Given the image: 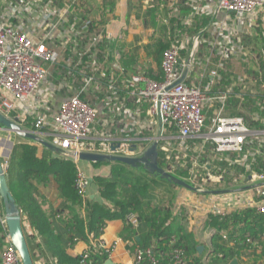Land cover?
Returning a JSON list of instances; mask_svg holds the SVG:
<instances>
[{"label": "built area", "instance_id": "1", "mask_svg": "<svg viewBox=\"0 0 264 264\" xmlns=\"http://www.w3.org/2000/svg\"><path fill=\"white\" fill-rule=\"evenodd\" d=\"M38 2V0H0V114L11 120L16 119L21 127L25 117L31 114L29 110L22 109L28 107L29 101L45 81L48 69L59 63L69 46L72 45L71 52L77 56V59L73 58L71 63L78 65L80 60L78 57L81 55H78L76 51L77 48L80 49L82 42L86 43L84 53L88 54L89 59L94 60L93 46L109 40V36L104 33L100 25L97 24L94 30H90L92 24L90 17L81 20V16L85 15V9H72L69 4L58 9H50L44 6V3L42 7L39 6ZM192 9L193 14L185 24L190 25L196 16L208 14L209 24L202 31L206 32L211 26L215 29L214 41L210 44V54L203 65L198 64H201L200 82L208 79L207 83L204 86L187 84L184 82L185 77L182 82L177 83L184 74L186 75L190 69H193L194 56L203 39L198 35L191 37L189 58L183 61L180 54L183 49H186L188 43L180 40L176 35L170 39L169 47L162 53L160 63L162 80L155 81L140 73L132 74L126 80L124 87L135 99L137 105L135 112L144 113L147 121L145 127L152 134L154 133L153 142L157 144L160 141H166L165 146H169L171 140H178V151L182 153L185 151L203 155L207 150L209 155L218 157L241 153L245 146L250 145L244 158L251 157L253 162L254 158H260L264 164V130H252L242 117L225 116L223 113L227 99L226 93L218 97L222 105L208 124L204 114V109L212 105L216 99L210 95V92L214 80L220 76L224 62L233 54L244 55V49L242 50L235 41L236 31L228 27V22L231 19L236 23L247 18L255 20L260 14L264 21V0H215L204 6L193 4ZM70 20L73 21L70 29L65 32L61 31L62 26H69ZM15 21L20 24H14ZM215 51L219 57L217 62H213L214 57H212ZM106 65L91 62L92 74L83 75L78 91L62 101L51 122L47 124L43 118L34 122L36 134L48 137L49 143L57 149L59 157L73 162L76 169L75 187L82 200L83 216L91 180L80 168L77 156L79 153L110 155L114 152L110 149L109 140L94 142L91 139V131L97 120L98 111L93 105L82 100L81 95L89 91L94 84L97 89H100V84H102L100 102L104 107L116 114L120 112V115L123 114L124 117L131 116L130 110L118 105L116 85L122 73L118 60L114 58L113 63ZM104 71H108L106 76L103 74ZM96 74H100L99 81L95 80ZM107 76L110 78L107 79ZM103 78L107 81L106 85L104 82L99 84L100 81H104ZM244 81L246 79H242L241 82ZM262 100L264 102V97ZM258 106L264 110L262 103ZM260 123L264 124V117H261ZM43 128H47V131H41ZM170 132H174V135ZM192 141H195L196 145H193ZM128 146L122 145L115 153L126 157L137 155L139 151L130 152V145ZM9 155L10 150L5 151V156L1 158L5 170ZM250 165L246 166V172L250 175L247 178L245 175L240 176L243 185L239 186L250 187L257 201H251L246 197L242 200L244 197L241 191L243 192L244 188L231 191L230 189L218 190L225 191L224 193H215L218 191L212 190L214 192L210 195L211 191L201 184L191 182L195 193L207 194L210 197L203 205L205 222L209 215L224 217L240 209H254L257 214L264 217V171H251ZM206 169L208 171L210 166ZM214 169L215 178L211 180L221 182L222 177L216 176L220 168ZM202 170L205 176L207 171H204L203 166ZM194 172L191 168L190 174ZM128 221L134 229L137 228L138 222L135 215H129ZM0 228L5 241L0 253V264H21L7 233L1 202ZM26 228L24 226L25 230ZM102 231L103 228L101 233ZM101 233L99 235L86 233L88 244L80 254L79 264H88L89 258L94 254L106 255L109 260L114 246L107 245ZM211 252L212 248L208 255ZM169 258V264H184V250L173 249ZM143 260L150 264H158L160 257L152 248L142 250L135 247L133 263L137 264Z\"/></svg>", "mask_w": 264, "mask_h": 264}, {"label": "trees", "instance_id": "2", "mask_svg": "<svg viewBox=\"0 0 264 264\" xmlns=\"http://www.w3.org/2000/svg\"><path fill=\"white\" fill-rule=\"evenodd\" d=\"M96 13L95 10L85 9V15L81 16V20L86 17L92 19L91 31L94 30L93 28H96L99 21L95 19ZM209 19V15L205 14L196 16L193 19L194 22L189 26L186 24L179 26L178 34L187 32L190 36L198 35L205 38L209 35L208 32L197 29V26L201 22V25L206 27ZM99 22L104 24L102 18ZM71 24H73V21L70 20L69 26H62L61 31L65 32L67 29H70ZM85 44L82 42L80 49L77 48L76 53L81 55L78 57V59L80 58L78 65L71 63L73 58L77 59V56L71 52L72 45L63 54L66 72L70 71V74L75 77V81L79 86L83 75L89 76L92 74L91 62L106 65L114 61V55L109 52L113 46L108 40H104L93 46L92 51L95 52L94 60L89 59L88 54L84 53ZM169 45L170 42L168 41L158 45L157 66L159 68L162 53ZM190 45L181 51V59L189 58ZM197 54L194 56L193 69L196 67V64H199L196 58ZM260 56L261 53L256 55V63L258 64L257 80L260 77L259 71H263L264 68V59L261 60ZM118 62L122 67V62L119 60ZM56 65L51 68H54ZM107 70L109 71L110 69L108 68ZM108 71L103 72L104 76L108 74ZM145 76L151 77L149 74ZM99 77L100 74H96L95 80L99 81ZM262 80L264 81V77H262ZM103 82L104 85L107 84V81L104 80ZM78 89H73L69 97L73 96ZM87 93L88 91L81 95V99L86 102H88ZM263 97L264 95L261 96L258 102L264 106ZM262 117H264L263 112ZM35 120L31 116H26L22 127L36 131L34 127ZM206 123L208 124L209 122L206 121ZM249 127L252 130H264V124L260 122ZM41 131L46 132L47 128H43ZM171 134L174 135V132ZM46 139L49 138L47 137ZM249 141L252 140L249 139ZM163 142L166 143V141H160L157 144V164L160 168L162 167L158 163V159L161 155L160 148L163 146ZM175 142L177 144L178 140H171L169 144L174 145ZM192 142L193 145H196L195 141ZM153 143L148 142L146 144L150 147ZM249 148L250 145L245 146L241 153L231 154V162L226 157L219 158L218 156L209 155L208 151L205 150L204 155L200 157L203 161L201 160L202 162L200 161L199 163L211 166V162H214V167L220 168L218 170L220 173L224 171L225 173H228V171L230 173V170L234 171L236 175L233 174L234 178L231 179V183L235 184L234 187L225 188L224 190L236 189L237 186L239 187L240 176L245 175L247 178L250 175L249 172H246L247 165L251 164V171H264V164L260 158H254V162L251 157L244 158ZM54 149L44 148L42 155L38 156L36 146L16 143L10 151L8 165L5 170L10 193L21 212L22 224H24L25 228L26 226L28 227L26 230L29 233L23 229L33 264H79L80 255L76 257L71 256L68 253L69 249L73 248L79 240L86 241L87 232L99 235L101 229L104 228L108 221L119 219L127 224L126 229L135 230L128 221L129 215H135L138 222L135 230V236H138V240L136 237H130L133 242L131 250L133 251L135 246L142 250L152 248L156 255L160 257L158 264H169L170 253L175 248L184 250V264H228L234 258L239 259L241 251L246 248L250 249L254 243L260 244V258L264 260V217L257 214L254 209L234 211L224 217L217 215L208 216L205 225L208 229H213L215 233L211 236L212 252L206 257L205 262H202L197 254L198 246L195 242L194 234L187 229V217H185L186 214H183L186 210L183 209L179 215L173 216L171 209L165 205H152L149 201L150 199L147 200V197H151L150 192L154 191L156 185L160 182L158 179L175 187L180 186L169 180H165L159 175H150L146 172L143 176L137 175L136 169H130V167L118 162L108 163L110 173L107 176H95L91 179V184L98 191L99 200L88 197L83 216L82 200L75 187V166L71 160L59 157L58 151L56 152ZM54 153H56L55 156ZM203 156L213 157V160L210 162L208 158L205 160ZM94 165L97 166L98 164L94 163ZM190 171L191 167L189 166L188 168L187 166L185 170L187 178L184 176L185 180H182L192 186L193 183L188 180L191 178ZM212 171L216 173L214 169ZM228 176H221L223 179L222 184H226L225 181ZM39 186H54L56 189L57 198L60 203L56 208H53L51 205L55 199H51L52 202L49 200L50 205H48L50 210L48 213L43 207V203L46 201L45 197L38 194L37 188ZM0 202L2 204L1 199ZM56 216L61 218L60 222H62L63 228L58 227L54 221ZM4 243V237L1 236L0 247L4 246ZM106 261V255L94 254L89 258L88 264H105ZM137 264L150 263L143 260Z\"/></svg>", "mask_w": 264, "mask_h": 264}, {"label": "crops", "instance_id": "3", "mask_svg": "<svg viewBox=\"0 0 264 264\" xmlns=\"http://www.w3.org/2000/svg\"><path fill=\"white\" fill-rule=\"evenodd\" d=\"M38 1L39 6L44 3V6H47L50 9H58L66 4H69L72 9H92V11H97L95 19L100 21L102 18L104 24L98 21V25H100L104 33L109 36L108 41L113 46L109 52L114 55V58L122 62V67L118 62L122 71L116 85L118 105L122 108L130 110L131 116L124 117L123 114L120 115V112L116 114L113 113V111L106 109L100 102V93L103 90V86L100 83H103V81L99 82L101 88H98L100 89H97V86L94 84L86 95L87 101L98 111L97 120L91 131V139L94 142L107 139L110 141H108L110 147L117 146L119 143H122L123 146H138L137 150L139 152L146 149V143L154 141V133L152 134V132L145 127L147 125V121L144 113L135 112L137 109L135 99L128 94L124 84L130 75L138 73L143 75L149 74L151 75L150 78L154 80H161V69L157 66L158 45L167 41L169 42L170 39L176 35L180 40H184L189 45L191 39L190 37L192 36H190L187 32L178 34L179 26L185 24L186 20L193 14V4L204 6L211 3L212 0ZM72 2H74L73 5ZM262 18V14H260L255 20L247 18L236 23V21L231 19V21L228 22V27L235 29V41L238 42L237 45L241 47L242 50L244 49L243 53L244 55L246 54V56L240 55L239 53L238 55L233 54L223 65L220 76L218 79L214 80V84L210 92V95L217 100L214 99L212 105L204 109L207 121L214 117L222 105L221 101L218 100V97H221L226 93L227 99L224 105L223 113L225 116L242 117L246 124L251 127L260 122L262 112L264 113V110H261V107L257 104L259 103L258 100L261 96L264 95V81L262 80V77H264V68L263 71L259 69L260 77L259 80H257L258 64L256 63V55L261 53L260 58L261 60L264 59V21ZM14 24L20 23L15 21ZM186 25L189 26L188 24ZM203 28H205V26L201 25V22H199L197 29L203 30ZM27 29H29V27H27ZM207 32L209 35L205 38L202 37L203 42L199 46V51L196 55L198 62L202 65L211 51L209 46L214 41V27H209ZM216 54L217 52L212 54V57H214L213 62L218 61L217 59L219 57L218 54ZM187 59L185 58L182 60L185 61ZM239 59H242L241 61L246 63V66L244 65L243 71L240 70L237 73L235 70H232V68L234 67L233 62L235 63V60L238 61ZM140 62H144L145 64L141 66ZM65 64L64 59L61 58L58 65L54 68L50 67L48 69L45 81L40 85L31 101H29L28 107L22 109L24 111L29 110L31 112L30 116L33 119L37 120L43 118L47 124L50 123L62 101L67 99L72 94L73 89L79 88V84L76 83L75 77L70 74V71L66 72ZM201 64L196 65L194 69H190L188 71L185 75L184 82L198 86H204L207 83L208 79H204L200 82ZM139 67H141L142 70H140ZM109 78L110 77L107 76V79ZM242 79H246V81L242 83ZM40 137L49 142V139H46L47 137L45 135ZM16 143H25L36 146L38 156L42 155L43 149L45 148L37 143L21 139L12 133H8L7 131L0 129L1 158L5 156V151H11L12 147ZM122 145H120V147ZM113 152L114 154L110 155L118 156L115 151ZM55 154L56 153H54V156ZM223 157H228L226 159H229V156ZM79 166L90 178V180L95 176H107L110 173V166L108 164L96 166L94 163L80 161ZM211 173L214 174L213 171H211ZM221 183H223V180ZM237 187L236 189L244 188L242 189L244 191H241V194L244 197L242 200L248 198L251 201H257V198L253 196V192L250 190V187ZM37 189L38 194L40 196H44L47 201L43 203V207L47 213L50 210L49 200L51 201V199H55L54 202L51 201L53 203L51 205L53 208L58 206L60 201L57 198V192L54 186H39ZM231 190L232 189L229 191ZM206 195L207 194H197L193 190H188L182 187H179L177 191H175V200L183 199V202H180L183 206L182 209L186 210L183 214H186L185 217H187V229L189 232L194 234L197 246L203 247L201 253L197 251L201 261H204L208 253L211 251V236L215 233L213 229L201 232V229L198 228L199 226L201 228L202 226H206L203 205H205L208 199H210V197H206ZM88 197L90 199L99 200L98 191L92 184L90 185L88 191ZM242 202L240 204H242ZM60 219L61 218L56 216L54 221L57 223L58 227L63 228ZM126 225L127 224L124 221L119 219L108 221L101 233V237L106 244L114 246L109 257V260H111L113 264H134V250H131L133 242L130 237H136L138 240V236H135L136 229H126ZM1 236H4V234L0 229V237ZM87 244V240H79L73 248L69 249L68 253L71 256H79L86 249ZM2 248L3 246L0 247V253ZM260 253V244L254 243L250 249L246 248L241 251L240 257L237 260L239 264H264V260L260 258Z\"/></svg>", "mask_w": 264, "mask_h": 264}, {"label": "water", "instance_id": "4", "mask_svg": "<svg viewBox=\"0 0 264 264\" xmlns=\"http://www.w3.org/2000/svg\"><path fill=\"white\" fill-rule=\"evenodd\" d=\"M185 74L182 78L177 82L180 83L183 81ZM0 129L7 131L8 133H12L15 136L28 140L34 143H37L45 148L54 149V147L44 139H42L39 135L36 134L35 131L25 129L18 124L16 119H9L0 114ZM120 148V143L117 146H111V151H116ZM133 145L129 148L130 152L137 150ZM57 152V149H54ZM79 161L89 162V163H97V164H108L112 162L122 163L133 169L142 168L144 172L150 175H159L165 180H169L174 184L188 189L194 190V188L188 185L183 180H180L171 174L164 171L157 164V143L154 142L150 147L144 149L143 151L137 153L134 157H126V156H116V155H105V154H94V153H79L77 156ZM225 191H218L215 193H224ZM0 199L3 204L4 216H5V224L7 227V233L10 239L12 246L15 248L20 260L21 264H33L31 255L27 246L26 237L24 234L23 224L21 212L15 204V200L12 197L9 187L7 185V179L5 176V169L2 164V160L0 157ZM203 247H197V251L201 253ZM105 264H113L111 260H107ZM228 264H239L236 258L232 259Z\"/></svg>", "mask_w": 264, "mask_h": 264}, {"label": "rangeland", "instance_id": "5", "mask_svg": "<svg viewBox=\"0 0 264 264\" xmlns=\"http://www.w3.org/2000/svg\"><path fill=\"white\" fill-rule=\"evenodd\" d=\"M213 1H215V0H212V2ZM140 64H141V66H143V64H145V63L140 62ZM244 65L246 66V63H243L240 59L238 61L235 60V63L233 62L234 67L232 68V70H235V72H237V73L240 70L243 71ZM139 68H140V70H142L141 67H139ZM165 144L166 143L163 142V146H161V148H160V154L161 155L158 159V163L161 165L162 169H164V171H166L167 173H169L172 176L182 180V179H184V176H186V173H185L186 167L188 166V168H189V166H190L195 171L194 173H192L190 175L191 176V179H190L191 182H193L195 184L200 183L201 186L207 188L208 191H211L209 193L210 195L214 192L212 190L218 191V190H222L225 188L234 187L235 184L231 183V179L234 178L233 174L236 175V173H234V171L232 172V170H230V169H229L230 173H229V171H228V173H225V171H224L223 173L217 172V174H216V176L229 175L225 181L226 184L225 183L222 184L221 182H218L217 180H215L214 182L211 180L212 178L213 179L215 178V176H213L214 174L211 173V169L216 168V167H214V165H215L214 162H211L213 160L212 159L213 157H204L203 156V158L205 160H206V158H208L211 162L210 169H208V171H207V169H206L207 165H205V164L201 165L202 163H199L202 160V159H200V157L202 155L201 153H200L201 155L200 154L198 155L195 152H194V154L189 153V152H185V151H183V153H182V152L178 151L179 146H178V144H176V142L174 145H170V147L165 146ZM197 145H198V143H197ZM145 147L148 148V145H146ZM229 159H231V156L229 157ZM202 166H203L204 171H207L205 173V176H204V172L202 170ZM130 169H132V168H130ZM136 171H137V173H136L137 175L143 176L144 174H146L142 168H140ZM186 178H187V176H186ZM156 179H158V178H156ZM158 180L160 182L156 185L155 190L154 191L152 190V192H150L151 197H147V200L150 199L149 201L151 202L152 205H155V204L165 205L167 208H169V209H171V211H173L172 212L173 216L179 215L181 210L183 211V209H182L183 206L181 205V202H183V199L175 200V198H176L175 197V191H177V189L179 187H175L171 184H168L165 181H161L160 179H158ZM204 180H206V181H204ZM228 185H230V186H228ZM239 185L242 186L243 182H240ZM175 188H176V190H175ZM206 197H208V196L206 195ZM23 228H24V225H23ZM198 228L201 229V232L202 231H208V227H206V226L205 227L202 226V228L199 226Z\"/></svg>", "mask_w": 264, "mask_h": 264}]
</instances>
